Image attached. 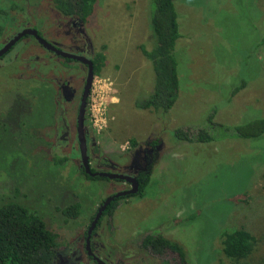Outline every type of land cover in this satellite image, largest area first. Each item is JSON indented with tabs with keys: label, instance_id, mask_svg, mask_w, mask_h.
Returning <instances> with one entry per match:
<instances>
[{
	"label": "rangeland",
	"instance_id": "1",
	"mask_svg": "<svg viewBox=\"0 0 264 264\" xmlns=\"http://www.w3.org/2000/svg\"><path fill=\"white\" fill-rule=\"evenodd\" d=\"M28 1V21L40 28L45 40L76 53L68 43L81 38L92 60L97 54L103 57L86 106L85 123L95 143L88 152L90 166L99 168L102 162L99 170L109 173L150 172L143 193L121 198L110 220L103 218L96 228L93 239L104 245L102 254L110 251L113 264H182L175 252L157 256L139 247L146 233L157 231L182 246L188 264H236L222 252L220 233L242 227L257 241L247 261L264 264V134L198 140L211 135L206 117L215 109L214 121L224 136L225 126L264 116V0H175L181 34L175 47L179 90L166 113L135 105L154 86L152 65L139 50L155 45L151 0H97L85 20L61 14L55 0ZM6 27L4 33L16 34L28 26L11 21ZM26 40L16 51L21 56H29L23 46L41 51L30 36L16 47ZM45 61L47 76L56 73L63 78L58 80L74 66L62 67L54 56ZM19 65L17 60L0 69V102L25 100L26 114L20 120L32 131L60 123L64 129L57 131L56 141L49 128L43 141H24L20 147H15L18 135H0V204L16 199L35 211L57 235L62 253L69 243H80L106 196L131 186L83 175L73 139L74 112L56 115L57 79H16ZM73 69L85 75L83 68ZM73 81L79 86L81 79ZM177 129L185 139L174 138ZM60 136L64 141L58 142ZM72 205H77L76 218L63 212Z\"/></svg>",
	"mask_w": 264,
	"mask_h": 264
},
{
	"label": "trees",
	"instance_id": "2",
	"mask_svg": "<svg viewBox=\"0 0 264 264\" xmlns=\"http://www.w3.org/2000/svg\"><path fill=\"white\" fill-rule=\"evenodd\" d=\"M96 1L55 0V6L65 14H76L81 20H85L93 12ZM178 19L175 0H151L149 23L155 37V45L151 49L141 45L139 50L152 65L154 86L148 96L135 102L138 108L166 113L178 97V63L175 52L176 43L181 37ZM102 60L100 54L92 60L95 71L101 69ZM216 112V109L210 111L206 117L207 126H204L205 129H209L211 135L202 134L198 137L199 141L219 140L225 137L251 139L264 134L262 116L233 126H225L224 136L217 130L221 124L214 121ZM173 134L176 140L186 138L185 133L179 129L173 131ZM131 143L134 145V140H131ZM135 178L139 183L137 194H142L149 183L150 172L147 169L139 171ZM121 198L124 196L114 199L104 213L112 215ZM76 208L77 205H72L64 214L74 217L78 214ZM193 217L194 214L190 215V219ZM220 234L224 255L236 261V264H250L247 260L256 246L255 236L242 227L224 229ZM56 238L57 235L48 229L35 211L26 208L16 199H9L0 204V264H52L55 259ZM140 246L155 255H161L166 250L175 252L182 264H188L182 246L157 231L146 233Z\"/></svg>",
	"mask_w": 264,
	"mask_h": 264
},
{
	"label": "flooded vegetation",
	"instance_id": "3",
	"mask_svg": "<svg viewBox=\"0 0 264 264\" xmlns=\"http://www.w3.org/2000/svg\"><path fill=\"white\" fill-rule=\"evenodd\" d=\"M4 1L6 2L5 6H4L5 9L0 8V20L2 18H4V21L2 23H0V44H1L0 50L10 40H12L13 37H15L17 34L21 33L24 30L34 29V30H36L37 35L40 38L44 39L41 36V33H43V32H41L40 28L37 26H34V25H30V23L28 21V15L29 14H26V9H27L28 4H29L28 0H0V4L4 3ZM25 4L27 5V7L25 6ZM53 5L63 15H66V16L76 15V14H70V15L65 14L63 11H61L60 9H58L55 6V1L53 2ZM76 16L80 19V17L78 15H76ZM11 21L16 22V24L18 22L20 24H23V26L26 25L28 27L20 30L16 34H13V31L12 32L9 31V33H8V30H6V32L4 33L5 29H8V27H6V25H9ZM70 25H71V27L75 28L76 32L78 31V28H77L75 23H72ZM29 36L34 40V42L38 45V47H40L41 51H39L38 49H34V50L30 49V51H29L28 49H26L27 46H23L22 51L26 50L27 52H29V54H28L29 56L27 58H24L23 56H21V54L17 53L16 51H17L18 47L23 43L25 44L27 42V40L21 42L17 47H16V44L18 42H20L23 38L29 37ZM79 40H81V42ZM45 41L48 42L47 40H45ZM82 41L83 40L81 38H78L77 40L70 41V43H68V44L72 45V46H69L72 50L77 51L74 54H78V55L84 56L87 59H90L91 57L88 56L89 47L85 41L84 42H82ZM73 42H77V43L74 44ZM48 43H50V42H48ZM25 45H27V44H25ZM51 45H53V44H51ZM29 46H31V45H29ZM53 46H55V45H53ZM56 48H58V47H56ZM58 49H60V48H58ZM42 50H46L50 53L48 54L47 52H44ZM60 50H62V49H60ZM40 52H43V53H40ZM6 56H7V58H5ZM25 56H27V55L25 54ZM52 56L60 58L62 60L61 61L62 67H64L65 63H66V65L71 64V63L74 64V66L72 67V72L70 73V75H67L64 78V80H58V79H63V78H61L62 76L57 75L56 73H52L51 77L47 76V68H46L47 63L45 60L52 58ZM17 60L20 61V65L18 66V68H20L21 72L19 74V77L16 79H26V80H30V79H45V80L57 79L56 80L57 89L56 90L54 89V93H55L54 103L56 106V115L58 116L59 115L58 113L63 112V111L69 112V110H72V112H74V121H72L73 139H74V141H76L78 152L80 154L78 131H77V126H78L77 120H78L79 105L81 103V97H82L83 89H84V86L86 83L88 66L86 64L82 63L81 61H77V60H73V59H69V58L59 56V55L55 54L53 51L44 48L37 41L35 36H33L32 34H29V33L21 36L5 52L0 54V69L12 67L14 65L15 61H17ZM90 60L92 61V58ZM75 65H77L78 68L79 67L83 68L85 75L80 76L79 74H77L79 72L75 73L74 72L75 69H73V68L77 67ZM17 69H15V70H17ZM60 72H62V71H60ZM94 72H95V69L93 67V78H94ZM13 78H15V77H12V76L9 77V79H13ZM7 79H8V77H7ZM73 79H81L79 86H77V84H74ZM91 88H92V82H91V86L89 89L88 96L85 100V112H84V137H85V143H86V148H87V154H88L89 150L95 148L94 137H93V135H91V131L88 129L87 124L85 123L86 106L88 104L89 96L91 93ZM64 105H70V107L64 108ZM25 107H26V101L25 100L15 99L11 104L6 103V102H0V135H4V134L8 133V136L11 138L14 135H16V136L18 135L19 138L22 137V139L17 138L16 145H15V147H20L24 144L23 143L24 141L29 142L32 139L40 140L41 138L43 141V138H47V136H49L48 130H49V128H51L53 131H55V137L54 138L56 141L57 131L60 130V132H61L60 128L64 129L63 125L61 123L59 124V126L57 124H55V126H54V124H52L53 127L51 125H47L46 127H44L45 130L44 129L41 130V129L37 128L38 130L32 131L31 128L26 126L24 119H23V121L20 120V118L24 114H26L24 111ZM15 108H17L19 110L18 113L15 112ZM57 116H56V121H57ZM66 128H67V126H66ZM62 141H64V137L60 136L58 142H62ZM60 145L61 144H57L55 146L56 150H57V147ZM147 151L146 152L148 154L151 152V150H147ZM80 160H81V157H80ZM88 160H89V156H88ZM90 162L91 161L89 160V165H90ZM100 165L102 167V162H100ZM112 165H115V164H112ZM81 166H82V163H81ZM101 167H99V168H101ZM131 167L136 168V166H133V165ZM90 168H91L92 172H106V171L99 170V168H97V167L94 168L93 166H90ZM81 169L84 172L83 166L81 167ZM132 172H133V175L136 176L135 172H139V170L138 171L134 170ZM84 174L88 175L85 172L83 173V175ZM122 174H126V173L122 172ZM88 176H90V175H88ZM90 177H100V176H90ZM100 178H104V179H108V180L112 179V178H106V177H100ZM114 180H119V179H114ZM121 181H123V180H121ZM124 182H126V181H124ZM128 184L130 185V183H128ZM126 190H128V189L113 192L112 194L106 196L100 202V204L97 207L94 215L91 218V221H90L88 227H86L84 232H82V235L80 238V243H79V241H76V240L72 243H69L64 249H62L63 250L62 253H60L58 251L59 249H57V244H56V246H55V259L53 260L52 264H99L98 260L104 262L105 264H113L109 260L110 251L107 252V254H102V252H104V245L102 243H99V242L96 243V241L93 238L96 235V228L98 227L99 223H101V221L105 217L109 218V220H110V218L113 215L116 208L114 209L112 215L105 214L104 213L105 209L114 199L119 198V197H115L104 208V210L102 211L99 219L97 220V222H96L95 226L93 227L89 236H88V229H89V226H90L91 222L93 221L95 215L97 214L99 207L102 205V203L105 201V199L107 197L114 196L117 192L126 191ZM126 196H129V195H125L124 197H126ZM120 197H123V196H120ZM116 206H117V204H116ZM68 208L69 207H67L65 210L68 211ZM77 216H78V214L74 217L70 216L69 218H76ZM108 221L105 222V226H106V228L112 229L111 223ZM140 244H141V241H140ZM139 247L142 250H144L141 246H139Z\"/></svg>",
	"mask_w": 264,
	"mask_h": 264
},
{
	"label": "water",
	"instance_id": "4",
	"mask_svg": "<svg viewBox=\"0 0 264 264\" xmlns=\"http://www.w3.org/2000/svg\"><path fill=\"white\" fill-rule=\"evenodd\" d=\"M32 34L35 36L37 41L46 49L53 51L55 54L81 61L82 63L86 64L88 66V73H87V78H86V83L83 89L82 97H81V103L79 105V111H78V126H77V131H78V139H79V150H80V157H81V163L84 169V172L90 176H100V177H106V178H112V179H119L126 181L130 183V189L126 191H121L117 192L114 196L107 197L105 201L102 203V205L99 207L97 214L95 215L93 221L91 222L89 229H88V236L91 233L93 227L95 226L97 220L99 219L102 211L104 208L113 200L115 197H120V196H125V195H132L136 194L139 191V183L137 182L136 178L134 175H129V174H122V173H108V172H92L90 165H89V160H88V154H87V148H86V143H85V137H84V112H85V100L88 96L89 89L91 86V82L93 80V62L90 59L85 58L84 56L66 52L64 50H60L56 48L55 46L51 45L50 43L46 42L44 39L40 38L37 35L36 30L34 29H29V30H24L21 33L17 34L15 37H13L12 40H10L1 50L0 54L5 52L12 44L16 42L21 36L25 34ZM88 241V240H87ZM99 264H105L102 261L98 260Z\"/></svg>",
	"mask_w": 264,
	"mask_h": 264
}]
</instances>
